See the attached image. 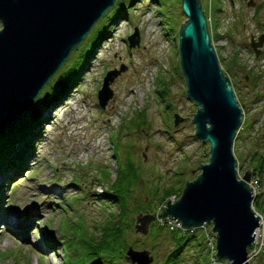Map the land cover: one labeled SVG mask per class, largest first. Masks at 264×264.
<instances>
[{
	"label": "rangeland",
	"instance_id": "obj_1",
	"mask_svg": "<svg viewBox=\"0 0 264 264\" xmlns=\"http://www.w3.org/2000/svg\"><path fill=\"white\" fill-rule=\"evenodd\" d=\"M200 1L204 12L208 9L211 43L219 64L235 83L247 121L238 148L233 146L234 154L242 153L240 166L236 164L242 177L250 154L264 152V97L255 96L264 90V42L257 58L249 46L251 35L257 40L264 33V0H253V6L247 5L249 0ZM180 5V0H116L57 71L78 73L84 55L99 36L107 34L80 72L78 84L43 114L32 141L34 150L21 175L0 177V264H63L64 246L69 247L70 255L80 252L81 241L99 235L103 220L110 212L119 211V203L103 195L117 166L122 169L133 162L136 168V181L126 197L130 210L139 203L137 198L155 203L166 186H176L180 179L193 180L200 172L198 166L207 159V146L194 135L191 119L196 105L186 95L180 68L178 32L186 19ZM135 27L140 33L139 46L129 48L127 36ZM234 57L237 64L227 66ZM121 65L126 69L111 82L113 97L102 109L97 91L106 73ZM248 70L261 77L246 79ZM56 74L38 96L50 89ZM174 113L186 119L174 125ZM103 171L111 174L110 182L106 183ZM261 199L264 204V193ZM137 214L127 215L126 223L131 226L125 230L124 241L135 250H147L153 257L151 264H171L163 259L174 248L167 227L175 223L168 219L163 230L150 224L143 235L134 230ZM259 215L263 219V214ZM10 216L18 221L11 224ZM182 230L187 231H182L185 247L174 264L227 263L216 257V250L208 251V236H213L215 247L211 224ZM83 255L73 257V263L109 264L105 257ZM125 257L126 251L114 262L135 264ZM252 264H264V250Z\"/></svg>",
	"mask_w": 264,
	"mask_h": 264
},
{
	"label": "water",
	"instance_id": "obj_2",
	"mask_svg": "<svg viewBox=\"0 0 264 264\" xmlns=\"http://www.w3.org/2000/svg\"><path fill=\"white\" fill-rule=\"evenodd\" d=\"M116 0H0V137L21 118L42 88L61 69L71 51ZM253 6V0L247 2ZM186 19L178 32V51L186 95L196 105L191 122L194 135L209 144L208 160L200 172L185 182L180 196L168 200L159 214L139 212L134 230L146 235L155 218L172 219L182 228L211 224L215 255L230 264H251L248 247L255 241L261 216L255 212L249 186L252 174H237L233 143L242 125L230 79L224 75L211 43L208 20L200 0H181ZM135 27L127 36L128 47L139 46ZM264 33L249 46L257 58ZM126 69L108 71L97 91L104 109L113 97L111 82ZM184 117L174 113V125ZM190 122V123H191ZM127 260L151 264L147 250L126 251Z\"/></svg>",
	"mask_w": 264,
	"mask_h": 264
},
{
	"label": "trees",
	"instance_id": "obj_3",
	"mask_svg": "<svg viewBox=\"0 0 264 264\" xmlns=\"http://www.w3.org/2000/svg\"><path fill=\"white\" fill-rule=\"evenodd\" d=\"M261 6V3L258 4L256 10L254 11L253 17L255 19H257L258 10H260ZM207 10L205 12V15L208 20ZM106 35L99 36L95 46L86 55H84L78 73H73V75H71L68 71L62 73H59V71L56 74L54 78V83L51 85L50 89L42 95L38 96L32 102L26 113L21 118H19V120H17L14 125L9 128L8 132L5 135L0 137V177L13 178L14 176L21 175L24 167V162L26 160H29L30 152L32 151V149L34 150V148H32V141L37 136V128L42 122L43 114H45V112L51 107V105L55 104L73 85L78 84L79 76H81L80 72L84 71V68L88 65L89 60L91 59V56L93 55L94 50L96 49L100 40ZM236 64L237 61L234 57L232 61H230V63L227 62L226 65L234 66ZM252 71L250 70L248 72L246 79L247 77H249L251 80L256 81L257 78L261 77L259 74H257V72L253 73ZM223 73L224 75L228 76V73L225 70H223ZM234 84V81H230V85L232 86V88ZM234 95L239 105L240 102L238 101V95L236 91H234ZM255 96L264 97V90L261 89L257 91L255 93ZM139 113H143V111H140ZM242 113V125L236 133V138L233 145L234 148H238L240 140L239 135L241 132L245 131V128L247 126V121L245 120L244 116V110L242 111ZM202 144L207 146V150H205L207 151V153L205 152V156L207 159L204 161L206 162L208 160L209 155V144L205 142H202ZM248 150L249 148L247 149V151ZM235 157L236 162L238 164L237 166L239 167L240 159L242 158V153L239 151L235 152ZM134 166L135 165L133 162L125 163L122 169L117 166V174L115 175V178L112 181L110 177L111 174L108 171H103L102 174L106 180V183L111 181L108 190L110 189L113 192L110 193L108 190H106L105 192H103V195L117 201L119 203V211L110 212L109 215L103 220L99 228V235L96 234L91 236L89 239H84V241H81L83 246L80 252L77 251L74 252V254L70 255L71 251L69 247H65L63 241H60L64 246L66 252V255L63 259V264H78L73 263L75 262L73 257H79L80 253L84 254L83 258L99 259L100 257H105L107 258V260H109V264H118L117 262H114V260L121 259L123 253H125V251H127V249L130 247L129 244L124 241L125 230L131 226L129 222L126 223L127 215L130 212H132L133 214H137L141 210H148L153 213H161V208L165 207V202L171 199L172 197L174 198V200H176L180 196L185 182L189 181L186 179L181 180L179 178L180 180H177L176 186H166V188L161 192L160 196L158 197L157 202L155 203L147 202L146 198L142 199L141 197H139L137 198L139 203H136V206L134 205V207L132 208L133 210H130L127 205L126 197L131 192V187L137 178L135 172L136 168ZM198 169H200V167ZM247 169L251 171L252 177H255L258 183V191L254 195L252 205L255 212H258L261 215L263 214L262 216L264 220V204L261 199L262 194L264 193V191L261 190V178L263 177L264 172V152L254 150V152L250 154L247 160ZM8 172H11V174H7ZM157 192L158 190L156 191V193ZM114 193L116 195H114ZM142 203H144L145 205L142 206ZM167 220L168 219H166V221H158L156 219L151 222V225H155V228L157 230H163L165 223L171 221V219L168 221ZM182 231V228L178 227L176 224H172L170 227H167V232L169 233L170 240L174 243V248L163 259L165 263L171 262V264H174L177 261L180 253L184 249L185 242L182 241ZM183 232L186 233L187 231ZM249 249L250 248H248V250ZM208 251L211 250L209 249Z\"/></svg>",
	"mask_w": 264,
	"mask_h": 264
},
{
	"label": "built area",
	"instance_id": "obj_4",
	"mask_svg": "<svg viewBox=\"0 0 264 264\" xmlns=\"http://www.w3.org/2000/svg\"><path fill=\"white\" fill-rule=\"evenodd\" d=\"M249 186L252 188L253 194H256L257 190H258V183H257V179H255V177H252L250 182H249ZM170 220V219H169ZM172 221L178 226V227H182L180 222H175V220L171 219V223ZM206 226V224L202 225L201 228H204ZM263 220L262 218L259 221V226L255 232V241L251 244V246H249V250H247L248 253V260L250 262H255V258L260 254V252L262 250H264V235H263ZM213 236H208L207 237V245L210 247V250L213 252L215 250L214 247V243H213ZM213 261L216 262V258L213 257ZM225 264H229L228 262Z\"/></svg>",
	"mask_w": 264,
	"mask_h": 264
},
{
	"label": "bare ground",
	"instance_id": "obj_5",
	"mask_svg": "<svg viewBox=\"0 0 264 264\" xmlns=\"http://www.w3.org/2000/svg\"><path fill=\"white\" fill-rule=\"evenodd\" d=\"M7 216V215H6ZM12 217V218H11ZM32 217V216H31ZM8 218V217H7ZM34 218V217H33ZM8 222H10V221H15V223L18 221V219L17 218H13V216H10V218H8ZM11 224H12V222H10ZM47 244V243H46Z\"/></svg>",
	"mask_w": 264,
	"mask_h": 264
}]
</instances>
